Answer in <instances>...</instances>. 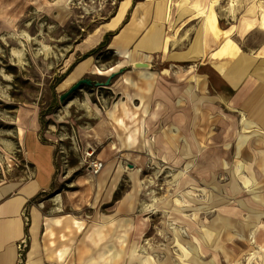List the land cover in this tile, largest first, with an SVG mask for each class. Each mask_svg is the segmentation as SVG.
I'll use <instances>...</instances> for the list:
<instances>
[{
    "label": "rangeland",
    "instance_id": "rangeland-1",
    "mask_svg": "<svg viewBox=\"0 0 264 264\" xmlns=\"http://www.w3.org/2000/svg\"><path fill=\"white\" fill-rule=\"evenodd\" d=\"M56 1L0 0V186L32 188L20 210L14 264H26L30 252L39 264H264V56L249 69L202 60L201 18L183 27L192 11L189 0H178L173 26L163 25L175 43L164 58L153 55L151 79L125 66L108 87H95L121 59L108 45L133 4L167 0ZM230 4L214 6L221 29L264 0ZM96 28L100 40L85 44ZM235 40L252 54L263 47L264 32ZM86 59L89 69L76 81L90 85L61 103L76 81L65 89L60 84ZM219 65L235 77V88L213 71ZM190 66L197 80L186 73ZM247 81L250 91L233 102ZM19 115L28 121L34 115L36 127L20 128ZM242 118L256 123L253 133L245 132ZM188 136L223 168L191 176L177 189L196 157ZM242 137L247 143L240 145ZM165 147L180 164L168 159ZM94 162L102 164L97 172ZM139 217L147 218L146 226Z\"/></svg>",
    "mask_w": 264,
    "mask_h": 264
},
{
    "label": "bare ground",
    "instance_id": "bare-ground-1",
    "mask_svg": "<svg viewBox=\"0 0 264 264\" xmlns=\"http://www.w3.org/2000/svg\"><path fill=\"white\" fill-rule=\"evenodd\" d=\"M64 0H57L56 4H60ZM218 0H189L187 3L190 11L189 18L183 23V27L194 22L197 18H201L200 24V46H201V59H208L210 62L221 63H236L239 65H244L246 69L254 64L257 61V58L264 56V45L262 48L258 49L257 52L252 54H246L240 48L236 38L240 41L245 38L248 34L253 32L255 29L264 32V5H254L252 8L247 11V13L242 14L236 24L231 25L228 28L221 29L219 27V22L214 11V6ZM233 5V0H230ZM182 5L178 0H167L166 2H147V1H137L131 7L129 16L126 22L121 26V28L115 33V36L110 41L108 48L115 51L121 59L114 66L108 69L106 72L116 70L125 66H132L135 63H150L154 54L160 52L162 53L163 58L166 56L168 51V46L170 43H175L174 37L169 34L163 33V25L166 23L168 28H171L174 24L175 17L178 15V9ZM259 11V14L257 12ZM163 23V24H162ZM102 29L96 28L93 33L89 34L87 38L83 41L85 44H93L95 40L99 41L102 36ZM132 47V48H131ZM196 56L194 58H198ZM204 58V59H203ZM90 66V59L83 60L77 63L69 75L63 80L60 84L61 89H65L71 84H73L80 76H82ZM220 66V65H219ZM216 69H219L217 66ZM139 75L147 80H150L152 74L147 69H137ZM194 71L193 66L188 67L186 71L190 75V80H197L192 73ZM92 72L95 74H105L97 67L92 68ZM164 74H168L169 70L165 69ZM226 82L230 84L231 87L235 88V77L228 71L222 72L219 71ZM250 78V77H249ZM251 79V78H250ZM250 81V80H248ZM242 86L240 91H237L233 102L236 100V103L242 101L243 95L250 91L251 87L249 83ZM85 99L89 104H92L89 101L87 95ZM232 102V101H231ZM262 109V114L264 116V97L259 104ZM95 113L100 116L101 111L95 106L91 105ZM156 109L161 107L159 101L154 103ZM147 116L150 119L155 117L153 111H146ZM244 124L248 125L244 129L246 133H253L250 129L256 128V123L250 119L242 118ZM35 116L32 115L31 121H28L27 118H21L20 115L17 117L16 123L20 128L27 126L29 123L31 126L36 127ZM168 122V118L165 117L162 120V124L165 125ZM233 130V127H230ZM256 131V130H254ZM236 130L234 131V134ZM264 134V131H260ZM240 135V134H239ZM189 143V149L191 152L196 154V157L191 165L184 174L181 176L177 182V189L184 187L192 182L191 176L196 178L200 174H206L208 172H218L223 168V164H220V158L216 155H210L205 152V150H197L194 142L187 137ZM240 145L247 143L245 137L240 138ZM125 143L127 146H130L132 143V138L127 136L125 138ZM167 150V157L170 161H173L175 165L181 163L182 159L180 157L174 156V154ZM193 150V151H192ZM175 160V161H174ZM227 162L225 161V164ZM117 172L120 171V166L116 169ZM237 175L242 179L243 186L247 187L250 184V180L242 174L241 167H237ZM113 188V186H112ZM154 201V200H153ZM147 212L153 211V207L146 208ZM173 221H178V218H172ZM138 221L141 225L146 226L147 218L142 219L138 218ZM186 226L189 227L188 223ZM144 233V232H142ZM254 254V253H253ZM61 255V254H60ZM35 254L30 252L27 256L26 264L35 263ZM252 256V254H251ZM34 258V259H33ZM259 259L262 261V257Z\"/></svg>",
    "mask_w": 264,
    "mask_h": 264
},
{
    "label": "crops",
    "instance_id": "crops-1",
    "mask_svg": "<svg viewBox=\"0 0 264 264\" xmlns=\"http://www.w3.org/2000/svg\"><path fill=\"white\" fill-rule=\"evenodd\" d=\"M218 67V70L214 67L213 71L218 73L223 81H225L219 71H228L222 70L220 66ZM226 83L230 86L228 82ZM30 191H32L31 186L19 187L17 184L11 183L0 186V264H14L16 260L17 245L15 242L20 241L22 234L20 210ZM34 257V264H39V260L36 259V256Z\"/></svg>",
    "mask_w": 264,
    "mask_h": 264
},
{
    "label": "water",
    "instance_id": "water-1",
    "mask_svg": "<svg viewBox=\"0 0 264 264\" xmlns=\"http://www.w3.org/2000/svg\"><path fill=\"white\" fill-rule=\"evenodd\" d=\"M133 69H151L152 65L151 63H135L131 66ZM125 67H121L118 70H113L109 72L108 76H106V79L104 82H95V87H108L110 84V81L112 78H114L119 73L123 72ZM108 70V69H106ZM90 80L87 79H81L76 81L66 92H64L60 97L59 100L62 103L64 100H66L73 92L79 90L80 86L82 84L90 85Z\"/></svg>",
    "mask_w": 264,
    "mask_h": 264
},
{
    "label": "built area",
    "instance_id": "built-area-1",
    "mask_svg": "<svg viewBox=\"0 0 264 264\" xmlns=\"http://www.w3.org/2000/svg\"><path fill=\"white\" fill-rule=\"evenodd\" d=\"M101 163L100 162H94L93 165H92V168L95 172H97L98 170H100L101 168Z\"/></svg>",
    "mask_w": 264,
    "mask_h": 264
}]
</instances>
